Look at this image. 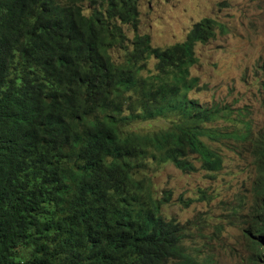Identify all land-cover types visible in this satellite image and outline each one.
I'll list each match as a JSON object with an SVG mask.
<instances>
[{"label":"trees","instance_id":"trees-1","mask_svg":"<svg viewBox=\"0 0 264 264\" xmlns=\"http://www.w3.org/2000/svg\"><path fill=\"white\" fill-rule=\"evenodd\" d=\"M140 1L0 0V264H204L148 172L219 171L223 134L251 156L241 264H264V124L223 131V103L188 95L219 24L154 45Z\"/></svg>","mask_w":264,"mask_h":264},{"label":"rangeland","instance_id":"rangeland-1","mask_svg":"<svg viewBox=\"0 0 264 264\" xmlns=\"http://www.w3.org/2000/svg\"><path fill=\"white\" fill-rule=\"evenodd\" d=\"M214 18V38L195 46L191 75L199 84L189 97L205 105L223 103V131L244 117L252 130L264 124V0H141L139 28L154 45L181 42L192 25ZM152 65V61L150 63ZM226 116H230L227 119ZM159 121H155L157 126ZM222 168L182 172L171 163L150 169L157 188L170 190L163 213L183 223L187 243L211 264H240L241 231L230 214L233 198L245 193L251 156L242 140L223 134Z\"/></svg>","mask_w":264,"mask_h":264},{"label":"clouds","instance_id":"clouds-1","mask_svg":"<svg viewBox=\"0 0 264 264\" xmlns=\"http://www.w3.org/2000/svg\"><path fill=\"white\" fill-rule=\"evenodd\" d=\"M215 34H216V30H215ZM214 38V37H213ZM184 40V39H183ZM182 40V41H183ZM227 119H230V116H228V117H226ZM234 119V117L233 118H231V120H233ZM245 119V118H244ZM246 120V119H245ZM248 123V122H247ZM244 127V126H243ZM259 129V128H258ZM191 161H194L195 162V164H196V169L195 170H192V171H184V172H186V173H191V172H194V171H197V170H203V171H205V172H207V173H212V174H214V173H216V172H212V171H210V170H205V169H203L200 165H199V163L197 162V161H195L194 160V158H189ZM180 170V169H179ZM182 171V170H181ZM220 171V170H219ZM218 172V171H217ZM251 175V170H250V172H249V176ZM249 178H248V186H247V188L249 187ZM247 188H246V192L245 193H247ZM245 193H242V194H245ZM238 194V193H237ZM237 194L235 195V197L233 198V201H232V204H231V206L232 205H237L238 203H237V199H235L236 197H237ZM230 211H231V209H230ZM236 220H237V218L232 214V213H230ZM236 216H239L238 214H236ZM237 223H238V226H239V228H240V231H241V237H240V239L242 240V228H241V225H240V222H239V220H237ZM186 238V237H185ZM184 243H185V246H186V250H188L189 252H191V254L192 255H194L195 257H204L205 258V262H204V264H211V259H210V257L209 256H201V255H199V254H197V253H192V251H190V249L192 248L194 251H199L198 250V248H196V247H191V246H189L188 245V243H187V238L186 239H184ZM242 253H243V240H242ZM242 255V254H241ZM241 255H240V257H239V263L241 264Z\"/></svg>","mask_w":264,"mask_h":264}]
</instances>
